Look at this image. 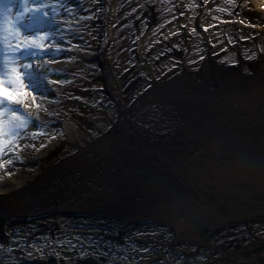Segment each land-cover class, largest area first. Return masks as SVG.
I'll use <instances>...</instances> for the list:
<instances>
[{
    "label": "bare ground",
    "instance_id": "bare-ground-1",
    "mask_svg": "<svg viewBox=\"0 0 264 264\" xmlns=\"http://www.w3.org/2000/svg\"><path fill=\"white\" fill-rule=\"evenodd\" d=\"M103 1H106L108 6V14L104 18V26H107L108 21L111 22L113 19L114 11L125 9L127 3L132 0ZM255 1L257 5L264 4V1ZM209 3L214 7L218 0H201L200 5L204 7ZM228 5L231 8V5ZM38 8L42 11L45 8H53V5L41 0ZM152 9L151 1H148L147 5L133 9L132 19L143 16L145 22L143 26H151L163 14L159 6H155L153 11ZM4 10L0 3V12L3 13ZM19 12L20 10H17L15 14ZM167 12L172 13L171 8L164 13ZM110 13L112 17L109 19ZM200 14L196 15L199 20ZM176 16L179 17V14ZM171 20L160 24L164 26L161 32L155 31L157 27L150 30L149 34L157 38L153 45L151 41L150 44L148 41L145 44L142 41L138 47L148 45L157 49L165 39L175 35L174 27L170 28L178 26V23ZM232 21L233 16H229L225 18L224 23L229 24ZM240 26L252 28L242 22ZM33 39L36 37L31 35L23 41ZM50 44L62 46L56 42H50L47 46ZM54 51L56 50H46L38 54L39 59L31 56L30 63L38 75L35 81L49 69L61 68V64H64L62 61L52 62L44 57ZM98 53L97 57L99 61L101 60L104 70L101 73H94V76L102 77V80L97 81V85L117 102V114L109 123L101 120L104 129L97 138L87 140L83 138L79 153L41 175L31 173L29 177L21 178L24 173H29L28 167L9 171L16 161L29 158L24 151L22 134L19 133L14 138L10 145L11 150L4 151L12 154L14 158L0 161V190L9 186L13 189L12 195L0 202L1 248L10 245H6L8 242L20 239L32 244L47 240L56 246L70 249L71 245L88 242L90 237L96 238L98 234L109 236L113 241L121 242L122 246L132 239L142 238L151 243L156 242L162 235L152 231L150 227H159L158 224L142 219L138 222L139 225L129 227L125 222L119 228L109 216H105L107 209L101 206L107 204L109 198H113L114 201L130 203L131 208H135L137 213H147L155 209L165 214L166 211L162 207L156 206L157 194L162 192L154 190L158 189L156 186L161 185L159 182L166 175L174 186L179 185L182 191L189 192L196 198L204 196L203 203L209 208L212 207L216 217L224 213L230 220L244 215L240 210L242 205L248 204L254 208H256L254 204L258 208L264 205V73L247 74L234 67H228L227 71H223L212 59L207 58L202 76L194 74L191 77L186 73L166 81L160 77V81H157L159 84L151 82L141 95H137L131 105H127L117 87L110 63L105 57L104 43L99 46ZM209 56L211 57V54ZM156 76L153 77L158 78ZM214 77L217 80L216 85H211L205 80V78L212 80ZM236 86L238 90L235 89ZM31 88L39 92L46 91L49 97L44 95L47 98L44 99L45 97L35 95L36 101L31 107L32 97L25 92L26 95L19 106L21 109L25 106L29 117L35 118L45 126L49 131L48 140L52 141L55 138L79 140V132L68 120H60L65 126L64 133L60 132V126L54 130L53 122H57V117H51V104L63 94L44 80L39 85L32 82ZM190 102H197L200 105H193ZM21 109L16 112H21ZM221 109L226 110L224 115H221ZM48 116L51 118L47 120ZM38 133L42 132L37 130L33 134ZM36 147L28 146V150L31 153H43L49 145L45 143ZM20 190L25 192L21 195ZM69 193H72L71 197ZM63 194L69 196L64 197ZM37 202L36 206L27 210L20 208ZM9 210H12V215L6 214ZM66 213L71 216H66ZM142 216L139 214L136 218H144ZM263 220L264 216L254 219L253 222L257 225ZM169 222L172 224L173 233L168 246L177 247L180 242L199 240L208 233L204 230V234L198 235V232H203L204 227L195 225L185 217H172ZM254 225L250 224L249 231L254 229ZM218 234H220L218 230H213L207 237L214 240ZM216 237L218 239V236ZM28 242L20 247L23 250L20 255L2 252L0 264H6L1 260H8V255L27 259L31 253L35 254V251L41 248L37 245L31 249ZM215 243L214 240L213 244H207V250ZM137 251L139 253L135 252L136 256L143 254L142 249ZM59 252L60 250L53 252L49 249V255L41 260L46 261V264H61L57 261L60 259ZM153 257L147 256L143 260L154 259Z\"/></svg>",
    "mask_w": 264,
    "mask_h": 264
},
{
    "label": "rangeland",
    "instance_id": "rangeland-1",
    "mask_svg": "<svg viewBox=\"0 0 264 264\" xmlns=\"http://www.w3.org/2000/svg\"><path fill=\"white\" fill-rule=\"evenodd\" d=\"M5 1L3 8L11 6L8 11L10 19L14 17L17 10L21 11L22 3H26L27 8H38L39 1L41 2V0H35V2L33 0ZM43 1L50 2L53 8H45L41 13H38L43 23L38 25L40 30L35 31L34 37L38 40L41 48L50 42L60 43L62 46L58 47L59 50L44 57L52 62L62 61L64 64H61V68H52L44 72L41 78L33 83L39 85L44 80L57 92L63 94V97L61 96L51 104V117H57V122H53L54 130L60 126V132L64 133L65 126L60 120H68L80 135L79 140L55 138L49 141V131L45 129V126L35 118L29 117L28 109L26 110L25 106H22V109L20 106H16L17 110L21 109V112H16L17 115L27 116L31 120L29 126L19 132L23 137L24 151L29 155V158L16 161L12 170H9L13 172L17 168L20 170L28 167L29 173H24L21 178L29 177L31 173L45 174L50 169L60 166L64 160L79 153L78 150L84 137L86 140L95 139L103 132L104 126L102 127L101 120L109 123L115 118L117 102L97 85V81L102 80V77L94 76V73H101L104 70L102 62L97 56L99 55V46L105 41V57L110 63L116 77L117 87L127 105H131L137 95H141L142 91L149 84L151 85V82L160 81V77L166 80L182 75L183 72L189 73L191 77L194 74H198V77L202 76L207 58L212 59L215 65L220 66L223 71H227L228 67H234L247 74L264 73V7L257 5L255 0H218V4L214 7L210 6L212 3L202 7L201 0H148L151 1L152 11L155 6H159L160 11L163 10V14L151 26H143L145 23L143 16L135 20L132 19L133 9L147 5V0H132L127 3L125 9H116L113 19L111 22L108 21L107 26H104V18L108 14L106 1ZM228 4L231 5V8ZM168 8H171L172 13H164ZM128 9L130 10L127 11ZM203 9L204 11H202ZM42 13H47V15L44 16ZM199 13H201V20L196 17ZM178 14L179 17L176 16ZM229 16H233L234 21L229 24L224 23L225 18ZM110 17H112L111 13L109 19ZM169 20L178 23V26L170 28L174 27L176 34L165 39V42L158 45L157 49L148 45L142 47L136 45V39L138 40L140 35H143L141 39H144L142 40L144 44L146 41L149 44L151 41L153 44L157 38L149 34L150 30L157 27L155 31L161 32L164 26H160V24H165ZM240 22L246 26L250 25L252 28L240 26ZM25 23L27 24L28 21L26 20ZM203 25L207 26V30L202 28ZM21 31L27 33V35H21L22 41L27 36H33L32 30L28 28H22ZM41 36L48 38L39 40ZM147 51L149 52L147 53ZM21 55H24L23 52ZM31 59V56H24L23 63H30ZM34 59H39V57ZM155 75L158 78L153 77ZM210 79L205 78L211 85H216V78ZM63 81L65 84H61ZM56 82L59 83L56 84ZM24 84V92H28L32 97L31 107L35 104V95L49 97V93L46 91L39 92L29 87L27 79ZM235 89L238 90L237 86ZM190 103L200 105L197 102ZM191 104L187 103V105ZM221 111V115H224V111L226 112L224 109ZM36 129L42 133L34 135ZM45 143L49 147L45 148L43 153H31L28 150V146L39 147ZM5 158L12 159L14 157L8 152H3L0 155V161ZM165 177L159 182L161 185L156 186L158 189L154 190L162 192L157 194L158 205L156 204V206L162 207L166 211L165 214L155 209L147 211V213H137L135 208H131L130 203L114 201L113 198H109L106 201L107 204L101 206L109 211H106L105 216H109L119 228L125 222L129 227L139 225L138 222L142 219L158 224L159 227H150L152 231L162 235L156 242L151 243L142 238L132 239L122 246L121 242L98 234L96 238L90 237L88 242L75 243L69 247L70 249H65L64 246H56L47 240L41 241L39 244L27 241L29 248L33 249L37 245L41 248L39 251H35V254L31 253L27 259L8 255V260L2 259V263L4 261L6 264H46V261L41 259L48 256V251L51 249L53 252L60 250L58 256L60 259H56L61 264L64 262L66 264H80L81 262L83 264H137L136 262H139L138 264H264V256H262L264 254V220L261 223L258 222L257 225L256 222H253L254 219L264 216V205L259 208L256 204H254L256 208L250 207L248 204L242 205L240 210L244 215H239L238 218L229 220L224 213L220 214V217H216V212L211 209L212 207L209 208L203 203L204 196L196 198L193 194L190 195L189 192L182 191L179 185L174 186V183L168 178L169 176ZM12 191L10 186L0 190V202L5 197L12 195ZM20 191L21 195L25 192L24 190ZM69 194L63 195L71 197L72 193ZM36 204L38 202L20 208L27 210ZM12 213V210H9L6 214L12 215ZM139 214L144 218L137 219L136 216ZM66 216L69 217L71 214L66 213ZM172 217H185L195 225L199 224L204 227L203 232H198V235L204 234V230L208 233L200 237L199 240L180 242L177 247L168 246L173 233L172 224L169 222ZM250 224H255L252 231H249ZM1 225L2 223H0ZM213 230H218L220 234L216 235L218 239L215 236L216 243L207 250V244H213L214 241L207 235ZM27 242L20 239L6 242V245H10L2 248L0 246V249H4V251L0 250V254L14 252L20 255L23 252L20 247ZM137 249H142L143 254L136 256ZM77 253H81V255H77ZM147 256L149 258L154 256V259L143 260ZM89 257L95 258L96 261L86 262ZM79 258L81 260H78ZM248 258H250L249 261L246 260Z\"/></svg>",
    "mask_w": 264,
    "mask_h": 264
},
{
    "label": "snow or ice",
    "instance_id": "snow-or-ice-1",
    "mask_svg": "<svg viewBox=\"0 0 264 264\" xmlns=\"http://www.w3.org/2000/svg\"><path fill=\"white\" fill-rule=\"evenodd\" d=\"M10 7V5L7 6L4 12L0 13L2 17L0 18V154L5 150H11L10 145L18 136L19 131L27 128L31 123L27 116L16 114V106L22 104V98L26 95L24 92L25 79L29 81L28 86L31 87L32 82L38 78L34 66L30 63H23V59L24 56L35 57L43 51L38 40L22 41L20 39L22 34L27 35V33H22V28L32 30L33 35L35 31L40 30L38 25L43 21L38 13H41V9L27 8V4L22 3L21 11L10 19L8 15ZM42 15L46 16L47 13H42ZM47 38L41 36L39 40Z\"/></svg>",
    "mask_w": 264,
    "mask_h": 264
},
{
    "label": "water",
    "instance_id": "water-1",
    "mask_svg": "<svg viewBox=\"0 0 264 264\" xmlns=\"http://www.w3.org/2000/svg\"><path fill=\"white\" fill-rule=\"evenodd\" d=\"M87 261L95 262L96 260L94 258H89V259H87Z\"/></svg>",
    "mask_w": 264,
    "mask_h": 264
}]
</instances>
